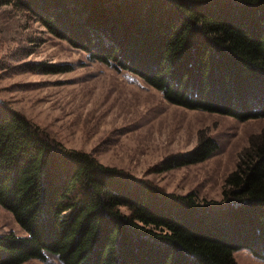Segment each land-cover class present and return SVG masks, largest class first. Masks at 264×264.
<instances>
[{
  "label": "trees",
  "instance_id": "1",
  "mask_svg": "<svg viewBox=\"0 0 264 264\" xmlns=\"http://www.w3.org/2000/svg\"><path fill=\"white\" fill-rule=\"evenodd\" d=\"M10 3L171 104L264 116V0H2ZM216 148L201 131L156 169L201 162ZM0 205L24 231L0 234V264L47 255L63 264H238L241 248L264 255V130L222 196L207 199L68 147L0 101Z\"/></svg>",
  "mask_w": 264,
  "mask_h": 264
},
{
  "label": "rangeland",
  "instance_id": "2",
  "mask_svg": "<svg viewBox=\"0 0 264 264\" xmlns=\"http://www.w3.org/2000/svg\"><path fill=\"white\" fill-rule=\"evenodd\" d=\"M38 63L46 71L36 69ZM0 101L48 130L68 147L91 152L99 161L147 178L166 191H194L219 199L252 137L264 130V116L239 120L168 102L142 78L90 57L57 37L39 20L0 0ZM212 136L216 150L194 164L157 170L167 155L191 149L199 132ZM24 234L0 205V234ZM238 264H264L247 248ZM22 264H63L55 256Z\"/></svg>",
  "mask_w": 264,
  "mask_h": 264
}]
</instances>
